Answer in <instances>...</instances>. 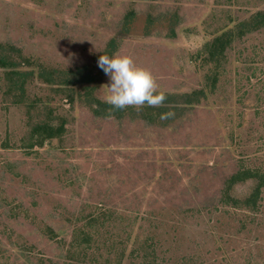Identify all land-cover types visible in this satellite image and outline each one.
Instances as JSON below:
<instances>
[{
  "label": "rangeland",
  "instance_id": "rangeland-1",
  "mask_svg": "<svg viewBox=\"0 0 264 264\" xmlns=\"http://www.w3.org/2000/svg\"><path fill=\"white\" fill-rule=\"evenodd\" d=\"M258 12L264 0H0V44L33 73L16 90L0 67V264H264V184L244 202L264 183V29L236 37L214 89L204 50ZM112 40L175 97L168 122L143 106L98 117L83 84L40 78L97 74ZM47 121L63 135L44 140Z\"/></svg>",
  "mask_w": 264,
  "mask_h": 264
},
{
  "label": "trees",
  "instance_id": "trees-1",
  "mask_svg": "<svg viewBox=\"0 0 264 264\" xmlns=\"http://www.w3.org/2000/svg\"><path fill=\"white\" fill-rule=\"evenodd\" d=\"M261 29H264V12H258L249 21L240 23L238 25L237 31L232 30L225 32L205 45L204 50L207 54L208 60L209 62L214 64L213 71L215 74L211 79L210 85L213 89L215 88L218 81V68L219 66H221L222 61H224L226 52L233 44L236 37H243L246 34L253 33ZM116 49L117 43L115 40H112L108 44V47L103 55L112 56L113 54H115ZM12 56L13 55L11 54V52L0 44V67L11 68L12 71L10 80H12L13 88L16 90L24 91L27 79L32 77L33 73L20 71V69H18L17 63L14 61ZM94 72L95 70L88 66L69 71L42 69L39 72V76L46 83L56 84L58 86H72L83 84L84 88L86 89L85 101L86 103L90 104L94 114L98 117H123L128 113H131V111H133V108L131 106H127L124 109H114L113 106L109 105L108 103H103L99 99L93 97L94 88L100 82L101 76L105 74L102 69L98 71L97 74H95ZM58 78L60 80H58ZM164 95L165 100L160 105H143V107H147L144 108L143 111L146 109V119L148 121L152 122L155 119H166V121L168 122L171 119L169 117L174 116L178 111H180L178 106H174L178 104L177 102L173 101L175 97L172 98L170 95ZM204 96H206V93L204 90H201L194 91L190 95H184L183 97H181L184 99L183 104H185V106L191 107L200 102L201 97ZM37 127L38 128L36 129V131L41 132V134L45 138L44 140H51L53 138L59 137L65 132L64 124L55 127L50 121L40 124ZM253 177H256L257 179L259 175L257 173L254 174V172L248 171L234 175L230 181L232 184H236L244 179ZM263 184V181H260L253 193L247 199H245L244 202L248 207L257 204L261 186H263ZM235 202L239 203L238 200H235Z\"/></svg>",
  "mask_w": 264,
  "mask_h": 264
},
{
  "label": "clouds",
  "instance_id": "clouds-1",
  "mask_svg": "<svg viewBox=\"0 0 264 264\" xmlns=\"http://www.w3.org/2000/svg\"><path fill=\"white\" fill-rule=\"evenodd\" d=\"M98 66L109 77L106 102L114 109L157 106L165 100L162 92L157 93L158 85L152 73L138 66L130 56L100 55Z\"/></svg>",
  "mask_w": 264,
  "mask_h": 264
}]
</instances>
